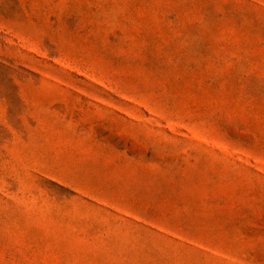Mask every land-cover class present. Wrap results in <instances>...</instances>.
<instances>
[{
	"label": "rangeland",
	"instance_id": "1",
	"mask_svg": "<svg viewBox=\"0 0 264 264\" xmlns=\"http://www.w3.org/2000/svg\"><path fill=\"white\" fill-rule=\"evenodd\" d=\"M0 264H264V0H0Z\"/></svg>",
	"mask_w": 264,
	"mask_h": 264
}]
</instances>
